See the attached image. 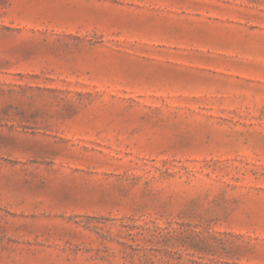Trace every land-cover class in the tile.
<instances>
[{
    "label": "rangeland",
    "instance_id": "1",
    "mask_svg": "<svg viewBox=\"0 0 264 264\" xmlns=\"http://www.w3.org/2000/svg\"><path fill=\"white\" fill-rule=\"evenodd\" d=\"M0 264H264V0H0Z\"/></svg>",
    "mask_w": 264,
    "mask_h": 264
}]
</instances>
